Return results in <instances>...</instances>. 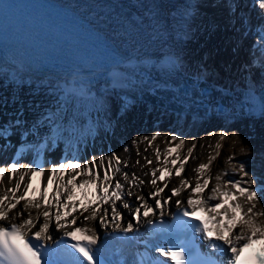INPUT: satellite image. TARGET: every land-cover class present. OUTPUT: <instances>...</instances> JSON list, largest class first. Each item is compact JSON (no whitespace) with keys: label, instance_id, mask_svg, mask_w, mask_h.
Here are the masks:
<instances>
[{"label":"snow or ice","instance_id":"6c2138e0","mask_svg":"<svg viewBox=\"0 0 264 264\" xmlns=\"http://www.w3.org/2000/svg\"><path fill=\"white\" fill-rule=\"evenodd\" d=\"M253 6L264 17V0H253ZM191 7L186 5L179 14L182 36L189 35L185 25L192 15ZM227 7L230 13L238 15L239 4L227 0ZM238 18L243 25L245 18ZM257 35L259 39L254 42L248 67L264 71V23L257 27ZM116 63L119 65L122 61ZM159 67L171 73L181 70L183 61L178 53H173ZM109 75L113 87L123 86L129 80L115 68ZM10 78L15 81L14 75ZM47 87L50 95L60 98L56 100V110L47 109L36 123L47 122L48 139L53 145L65 139L64 133L68 132L70 138L66 142L75 150L50 168L35 161V166L23 164L19 159L0 164V187L4 189L0 193V264H264V174L258 177L245 163H233L234 153L224 161L230 168L211 173L227 137H235L242 143L238 131L209 133L218 136L215 145H207L217 150L216 155L209 153L206 163L192 169L195 177H186L184 172L190 158H199L193 155L196 143L185 148L184 137L159 131L131 142L147 145L143 152L138 147L136 152L143 157L144 165L140 159L131 164L116 152L93 156L90 162L82 163L77 144L87 136L94 137L96 126L90 124L83 131L75 125L65 127L60 122L64 104L69 95L90 100L97 111L104 108V102L91 95L90 84L77 87L74 83L68 87L50 82ZM129 107L131 104L126 102L124 110ZM259 111L264 117V98ZM20 123L17 118L0 126V138L8 141L13 127ZM158 138L168 145L163 152L158 145L153 147ZM175 141L179 143L172 148L171 143ZM47 146V143H23L15 156L22 157L27 151L35 152L37 159H41ZM149 148H153L158 166L143 171L153 165V159L144 155ZM124 151L129 152V147ZM240 151L248 154L252 150L245 146ZM173 152L176 155L169 159ZM137 166L142 175L126 170ZM37 174L45 178L38 196L32 188ZM237 174L239 178H235ZM174 177H179V182L169 187ZM145 187L148 188L146 195L143 194ZM30 192L33 194L29 195ZM133 196L138 204L129 202L128 198ZM197 212L205 213V218L197 216ZM98 229H104L106 235L102 236ZM113 242L119 245L113 247ZM199 242H206L207 252H202ZM140 244L144 245V252L133 253L129 261L128 249ZM108 253L125 258L113 260Z\"/></svg>","mask_w":264,"mask_h":264},{"label":"bare ground","instance_id":"6f19581e","mask_svg":"<svg viewBox=\"0 0 264 264\" xmlns=\"http://www.w3.org/2000/svg\"><path fill=\"white\" fill-rule=\"evenodd\" d=\"M64 1L73 4L91 19H95V23L103 31L141 59L157 52L172 51L179 54L186 73L188 70L207 73L213 68L216 72L221 71L230 83H233L232 78L235 76L238 83L247 86L264 84V71L248 67L254 42L259 39L257 27L264 23V17L261 16L259 8L253 6V0H233L234 5H246L245 13L244 8H240L238 15L228 11L227 0ZM189 4L192 6L189 9L192 15L185 25L189 35L182 36L178 23L179 14ZM238 17H244L245 20L248 18V22L245 21L242 25ZM159 64L148 66L140 63L134 69H130L125 74L129 80L125 81L119 90L112 91L101 99L104 108L99 111L92 107L90 100L78 101L76 98L68 97L60 122L65 127L75 125L81 131L90 124L96 126L94 137L87 136L77 144L81 162H90L93 156L116 152L129 159L131 164H134L136 159H140L141 165H144L143 157L137 156L136 152L137 147L143 152L147 145L140 143L137 146L131 142L135 138L150 136L159 131L165 135L174 134L184 137L185 148L196 143L197 147L193 155L199 158H190L184 172L186 177H195L196 174L192 169L199 163H206L209 153L216 155L217 150L208 148L207 145H215L218 136L209 133H219L224 130L238 131L242 143L237 142L235 137H227L222 142L220 155L213 162L211 173L215 174L223 168H230V165L225 164L224 161L234 153L236 160L233 163H245L258 177L264 174V118L253 119L249 112L245 111L242 118L236 119H221L210 112L204 114L199 107L201 100L195 80L187 77L182 69L166 73L160 69ZM48 84L49 82L40 83L16 78L13 81L10 77H0V126L8 125L17 118L21 121L19 125L13 127V135L8 141L0 138V164L19 159L23 164L35 166L33 163L35 161L50 168L53 163L64 160L75 150L67 144L66 141L70 136L65 132V139H61L56 145L47 144L41 159H37L35 152L27 151L22 157L15 156L17 151L14 153V149L19 148L23 138H28L29 144H44L38 140L43 135H50L47 122L36 123L41 120V114L47 109L56 110V100L60 98L49 94ZM126 102L130 103L131 107L125 111ZM178 143V141L172 142L171 147L175 148ZM156 145L162 152L168 147L162 138H158L153 147ZM126 146L129 147V152L124 151ZM245 146L252 151L248 154L242 153L240 149ZM144 155L153 159V165H149L143 171L158 166L153 148H149ZM175 155L176 152H173L169 159ZM160 159L163 161L164 156L162 155ZM126 170L142 175L139 166L129 167ZM235 178H239V175L237 174ZM144 179L148 180L149 177ZM44 182L45 178L35 175L32 180V188L36 190L35 195L38 196L43 190ZM178 182L179 177H174L169 187ZM211 186L212 182L209 188ZM51 188L53 187L48 188V192ZM3 190V187H0V193ZM134 191L140 190L134 189ZM147 191L148 188L145 187L143 194ZM128 199L130 203L138 202L135 196ZM118 245L119 243L113 242V247ZM141 249L139 245L128 249L126 258L130 261L133 258L132 254ZM115 258L120 260L125 257L116 254Z\"/></svg>","mask_w":264,"mask_h":264},{"label":"rangeland","instance_id":"374dc122","mask_svg":"<svg viewBox=\"0 0 264 264\" xmlns=\"http://www.w3.org/2000/svg\"><path fill=\"white\" fill-rule=\"evenodd\" d=\"M247 1H250V0H247ZM110 2H111V1H110ZM245 50H246L247 52H249L247 47H245ZM240 60H242V59H240ZM27 139H28V138H26V137H25V139L23 138V140H22L23 143H27V141H28ZM38 142H43V143H47V144L52 143V142L48 139V135H43L42 138H41L40 140H38ZM23 143H22V144H23ZM28 144H29V143H28ZM56 144H57V143H56ZM56 144H55V145H56ZM19 148H20V146H19ZM19 148L14 149V153H15ZM79 178H80V177H78V180H79ZM175 178H176V177H175ZM146 193H147V192H146ZM146 193H145V194H146ZM169 194H170V193H169ZM138 203H139V202H137V204H138ZM124 211H125V213L127 212V210H124ZM99 230H100V229H99Z\"/></svg>","mask_w":264,"mask_h":264},{"label":"water","instance_id":"95a60500","mask_svg":"<svg viewBox=\"0 0 264 264\" xmlns=\"http://www.w3.org/2000/svg\"><path fill=\"white\" fill-rule=\"evenodd\" d=\"M130 68H131V67H126V68H124V67H119V71H120L121 73L125 74L127 71L130 70ZM120 87H121V86H120ZM120 87H118V88H116V89L119 90Z\"/></svg>","mask_w":264,"mask_h":264}]
</instances>
